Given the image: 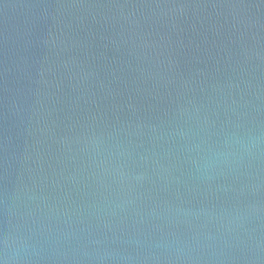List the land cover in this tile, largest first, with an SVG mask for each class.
<instances>
[{
  "label": "water",
  "instance_id": "95a60500",
  "mask_svg": "<svg viewBox=\"0 0 264 264\" xmlns=\"http://www.w3.org/2000/svg\"><path fill=\"white\" fill-rule=\"evenodd\" d=\"M0 264H264V0H0Z\"/></svg>",
  "mask_w": 264,
  "mask_h": 264
}]
</instances>
